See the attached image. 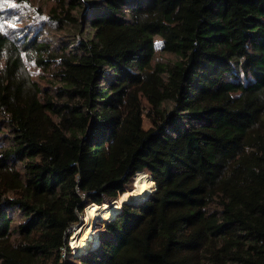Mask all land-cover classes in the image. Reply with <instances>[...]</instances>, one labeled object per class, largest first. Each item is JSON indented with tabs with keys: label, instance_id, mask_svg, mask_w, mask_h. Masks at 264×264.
<instances>
[{
	"label": "trees",
	"instance_id": "trees-1",
	"mask_svg": "<svg viewBox=\"0 0 264 264\" xmlns=\"http://www.w3.org/2000/svg\"><path fill=\"white\" fill-rule=\"evenodd\" d=\"M0 264H264V0H0ZM139 172L153 190L84 208Z\"/></svg>",
	"mask_w": 264,
	"mask_h": 264
},
{
	"label": "bare ground",
	"instance_id": "bare-ground-1",
	"mask_svg": "<svg viewBox=\"0 0 264 264\" xmlns=\"http://www.w3.org/2000/svg\"><path fill=\"white\" fill-rule=\"evenodd\" d=\"M150 182V177L145 172H139L135 175L134 178V184L137 187L136 189H133L131 191H127L120 195V202L123 201H140V199L143 198L145 195V191H147V185ZM117 205V204H116ZM119 204L116 206L118 207ZM115 206H107L105 204L103 205H97L95 203L90 204L87 206V223H90L93 218L96 216H99L101 219H107L110 220L112 217H114L115 214ZM120 207V206H119ZM89 226V225H88ZM86 227V236L82 237L79 242L77 240H73L71 243H73L76 246L77 251L84 252L88 250L89 248L97 245L98 243V237L97 234H94L90 232V226ZM96 232V231H95ZM76 243H75V242Z\"/></svg>",
	"mask_w": 264,
	"mask_h": 264
},
{
	"label": "rangeland",
	"instance_id": "rangeland-1",
	"mask_svg": "<svg viewBox=\"0 0 264 264\" xmlns=\"http://www.w3.org/2000/svg\"><path fill=\"white\" fill-rule=\"evenodd\" d=\"M3 25V20H1L0 19V26H2ZM135 178V177H134ZM134 178H133V181H132V189L131 190H133V189H136L137 187L135 186V184H134ZM147 185V191H145V192H143V193H145V195L143 196V198H145V196L146 195H148L153 189V187L152 188H150V182L148 183V184H146ZM131 190H128V191H131ZM127 192V191H126ZM120 196L116 199V200H113V201H108V202H106V203H104L105 205H107V206H110V207H112V206H117L118 204H119V206H120V204L122 203V202H120ZM142 198V199H143ZM142 199H140V200H142ZM139 201V200H138ZM123 202H134V201H123ZM136 202V201H135ZM117 204V205H116ZM103 205V204H102ZM89 206V205H88ZM116 207L115 208V213H116V210H119L120 209V207ZM86 215H87V206L84 208V212H83V214H82V216H81V222H80V224H78L77 226H73L71 229H70V235H69V241H68V245H69V247L71 248V250L75 253H79V251H77V249H76V246L73 244V243H71L73 240H77V242H79L80 241V239L82 238V237H85L86 236V233H87V231H86V227L89 225L90 226V232H91V234L92 233H94V234H97V236H98V230L100 229V228H102L103 226H104V222L103 221H101V220H107V219H101L99 216H96L95 218H93V220L90 222V223H87V219H86ZM113 218V217H112ZM111 218V219H112ZM88 226V227H89ZM96 231V232H95ZM75 242V241H74ZM76 243V242H75ZM94 247V246H93ZM93 247H91V248H93ZM90 249V248H89ZM85 252V251H84Z\"/></svg>",
	"mask_w": 264,
	"mask_h": 264
},
{
	"label": "water",
	"instance_id": "water-1",
	"mask_svg": "<svg viewBox=\"0 0 264 264\" xmlns=\"http://www.w3.org/2000/svg\"><path fill=\"white\" fill-rule=\"evenodd\" d=\"M122 203H123V202H122ZM122 203L120 204V207H121Z\"/></svg>",
	"mask_w": 264,
	"mask_h": 264
}]
</instances>
